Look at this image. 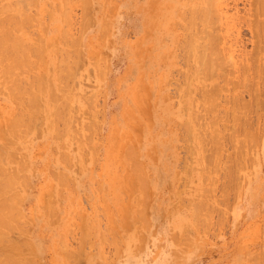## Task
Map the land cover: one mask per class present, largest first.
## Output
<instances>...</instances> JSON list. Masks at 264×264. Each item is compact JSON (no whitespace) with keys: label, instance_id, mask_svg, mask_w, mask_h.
<instances>
[{"label":"rangeland","instance_id":"374dc122","mask_svg":"<svg viewBox=\"0 0 264 264\" xmlns=\"http://www.w3.org/2000/svg\"><path fill=\"white\" fill-rule=\"evenodd\" d=\"M263 3L0 0V264H264Z\"/></svg>","mask_w":264,"mask_h":264},{"label":"bare ground","instance_id":"6f19581e","mask_svg":"<svg viewBox=\"0 0 264 264\" xmlns=\"http://www.w3.org/2000/svg\"><path fill=\"white\" fill-rule=\"evenodd\" d=\"M121 1V0H120ZM202 1V0H201ZM258 1V0H257ZM261 1V0H260ZM37 3V2H36ZM217 3V2H216ZM257 3V2H256ZM259 3V2H258ZM47 4V3H46ZM70 4H72V3H70ZM264 4V3H263ZM5 5V4H4ZM215 5V4H214ZM83 6V5H82ZM11 7V6H10ZM261 7H263L264 8V5H262ZM3 8V7H2ZM50 8V7H49ZM67 8V7H66ZM190 8V7H189ZM4 9V8H3ZM2 9V10H3ZM8 9V8H7ZM1 10V11H2ZM88 10V9H87ZM188 10V9H187ZM195 10V9H194ZM203 10H204V8H203ZM209 10V9H208ZM14 11V10H13ZM197 11V10H196ZM201 11V10H200ZM262 11V10H261ZM4 12V11H3ZM66 12V11H65ZM209 12V11H208ZM19 13V12H18ZM205 13V12H204ZM216 13H218V12H216ZM2 14V13H1ZM36 14V13H35ZM193 14V13H192ZM195 14V13H194ZM15 15V14H14ZM197 15V14H196ZM252 15V14H251ZM36 16V15H35ZM107 16V15H106ZM200 16H201V14H200ZM203 16V15H202ZM195 17H197V16H195ZM199 17V16H198ZM208 17V16H207ZM216 17V16H215ZM202 18V17H201ZM200 18V19H201ZM212 18V17H211ZM190 19V18H189ZM195 19V18H194ZM208 19V18H207ZM184 20V19H183ZM195 20H197V19H195ZM194 21V20H193ZM200 21V20H199ZM210 21V20H209ZM216 21V20H215ZM191 22V21H190ZM217 22V21H216ZM68 23V22H67ZM186 23V22H185ZM188 23V22H187ZM205 23H206V21H205ZM252 23V22H251ZM254 23V22H253ZM260 23V22H259ZM106 24V23H105ZM192 24V23H191ZM212 24V23H211ZM210 24V25H211ZM261 24H262V22H261ZM38 25V24H37ZM193 25V24H192ZM255 25V24H254ZM89 26V25H88ZM107 26V25H106ZM189 26V25H188ZM191 26V25H190ZM194 27V26H193ZM203 27H204V25H203ZM206 27V26H205ZM257 27H260V26H257ZM64 28V27H63ZM187 29V28H186ZM185 29V30H186ZM192 29V28H191ZM206 29V28H205ZM258 29V28H257ZM262 30V29H261ZM63 31V30H62ZM102 31V30H101ZM197 31V30H196ZM215 31V30H214ZM255 31V30H254ZM258 31V30H257ZM189 32V31H188ZM220 32V31H219ZM209 33V32H208ZM214 33V32H213ZM218 33V32H217ZM264 33V32H263ZM106 34V33H105ZM206 34V33H205ZM195 35V34H194ZM211 35V34H210ZM209 35V36H210ZM252 35H253V33H252ZM257 35V34H256ZM208 36V37H209ZM257 36H259V35H257ZM82 37V36H81ZM101 37V36H100ZM191 37V36H190ZM206 37V36H205ZM260 37H262V36H260ZM202 38H204V37H202ZM263 38V37H262ZM261 38V39H262ZM205 39V38H204ZM214 39V38H213ZM186 40V39H185ZM190 40V39H189ZM77 41V40H76ZM100 41V40H99ZM261 41V40H260ZM26 42V41H25ZM181 42V41H180ZM185 42V41H184ZM210 42V41H209ZM254 42V41H253ZM70 43V42H69ZM81 43V42H80ZM199 43V42H198ZM212 43V42H211ZM213 43H214V41H213ZM260 43V42H259ZM183 44V43H182ZM188 44V43H187ZM202 45H204V43L202 44ZM207 45H209V44H207ZM211 45V44H210ZM80 46V45H79ZM217 46V45H216ZM189 48H191V47H189ZM188 48V49H189ZM200 48V47H199ZM205 48V47H204ZM179 49V48H178ZM215 49V48H214ZM36 50V49H35ZM58 50H60V49H58ZM185 50V49H184ZM257 50V49H256ZM29 51V50H28ZM63 51V50H62ZM188 51V50H187ZM202 51V50H201ZM56 52V51H55ZM209 52V51H208ZM214 52V51H213ZM260 52V51H259ZM32 53V52H31ZM60 53V52H59ZM198 53V52H197ZM83 54V53H82ZM185 54H187V53H185ZM221 54V53H220ZM219 54V55H220ZM68 55V54H67ZM176 55V54H175ZM202 55V54H201ZM57 56V55H56ZM62 56V55H61ZM204 56V55H203ZM35 57V56H34ZM60 57V56H59ZM197 57V56H196ZM65 58H67V57H65ZM65 58H62V59H65ZM76 59H78V58H76ZM75 59V60H76ZM60 60V59H59ZM101 60V59H100ZM99 60V61H100ZM210 60V59H209ZM37 61V60H36ZM73 62H74V60H72ZM205 61V60H204ZM250 61V60H249ZM35 62V61H34ZM68 62V61H67ZM71 62V61H70ZM84 62V61H83ZM201 62H203V60L201 61ZM200 62V63H201ZM75 63H77V62H75ZM188 63V62H187ZM212 63V62H211ZM58 64V63H57ZM65 64V63H64ZM98 64V63H97ZM187 65V64H186ZM214 65V64H213ZM59 66V65H58ZM69 66H70V64H69ZM203 66H204V64H203ZM206 66V65H205ZM100 67V66H99ZM187 67V66H186ZM208 67V66H207ZM210 67H212V65L210 66ZM61 68V67H60ZM188 68H189V66H188ZM217 68H218V66H217ZM259 68V67H258ZM58 69V68H57ZM213 68H211V70H212ZM216 69V68H215ZM254 69V68H253ZM245 70V69H244ZM57 71V70H56ZM66 71V70H65ZM190 71V70H189ZM206 71V70H205ZM214 71V70H213ZM212 71V72H213ZM218 71V70H217ZM262 71V70H261ZM59 72V71H58ZM62 72V71H61ZM201 72V71H200ZM203 72V71H202ZM244 72V71H243ZM69 73V72H68ZM71 73V72H70ZM69 73V74H70ZM258 73V72H257ZM262 73V72H261ZM60 74V73H59ZM63 74V73H62ZM65 74V73H64ZM63 74V75H64ZM185 74V73H184ZM187 74V73H186ZM216 74V73H215ZM57 75V74H56ZM66 75V74H65ZM199 75V74H198ZM201 75V74H200ZM7 76H9V75H7L6 74V77ZM202 76V75H201ZM216 76V75H215ZM218 76V75H217ZM199 78H200V76H198ZM203 77V76H202ZM234 77V76H233ZM258 77V76H257ZM16 78V77H15ZM141 78V77H140ZM222 78V77H221ZM10 79H11V77H10ZM37 79V78H36ZM64 79V78H63ZM225 79H227V78H225ZM3 80V79H2ZM14 80V79H13ZM31 80V79H30ZM71 80V79H70ZM205 80V79H204ZM219 80V79H218ZM230 80V79H229ZM249 80H251V79H249ZM16 81V80H15ZM60 81V80H59ZM67 81V80H66ZM2 82V81H1ZM64 82H65V80H64ZM84 82V81H83ZM224 82H226V81H224ZM248 82V81H247ZM13 83V82H12ZM23 83H25V82H23ZM59 83H61V82H59ZM201 83V82H200ZM223 83V82H222ZM250 83V82H249ZM257 83V82H256ZM259 83V82H258ZM30 85V84H29ZM73 85V84H72ZM182 85V84H181ZM181 85H179V86H181ZM203 85V84H202ZM10 86H11V83H10ZM9 86V87H10ZM18 86V85H17ZM68 86V85H67ZM71 86V85H70ZM224 86V85H223ZM222 86V87H223ZM227 86V85H226ZM238 86V85H237ZM15 87V86H14ZM63 87V86H62ZM65 87V86H64ZM256 87V86H255ZM67 88V87H66ZM203 88V87H202ZM59 89V88H58ZM187 89V88H186ZM199 89V88H198ZM200 89H201V87H200ZM255 89V88H254ZM25 90H27V89H25ZM59 90H62L61 89V86H60V89ZM19 91V90H18ZM184 91V90H183ZM187 91V90H186ZM202 91V90H201ZM205 91V90H204ZM248 91V90H247ZM253 91V90H252ZM16 92V91H15ZM63 92V91H62ZM229 92V91H228ZM13 93V92H12ZM21 93V92H20ZM24 93V92H23ZM186 93V92H185ZM249 93V92H248ZM50 94V93H49ZM95 94V93H94ZM100 94V93H99ZM16 95V94H15ZM32 98V97H31ZM54 98V97H53ZM57 98V97H56ZM91 98V97H90ZM95 98H96V95H95ZM235 98V97H234ZM12 99V98H11ZM21 99V98H20ZM72 99V98H71ZM92 99V98H91ZM200 99V98H199ZM202 99V98H201ZM223 99H224V96H223ZM233 99V98H232ZM13 100V99H12ZM15 100V99H14ZM34 100V99H33ZM88 100V99H87ZM256 100V99H255ZM57 101V100H56ZM92 101V100H91ZM217 101V100H216ZM239 101V100H238ZM238 101H236V102H238ZM93 102V101H92ZM222 103V102H221ZM243 103V102H242ZM241 103V104H242ZM30 104V103H29ZM206 104V103H205ZM238 104V103H237ZM240 104V103H239ZM92 105V104H91ZM210 105V104H209ZM55 106V105H54ZM95 106V105H94ZM240 106V105H239ZM238 106V107H239ZM258 106V105H257ZM25 107V106H24ZM246 107V106H245ZM252 107V106H251ZM93 108V107H92ZM206 108V107H205ZM235 108V107H234ZM63 109V108H62ZM233 109V108H232ZM55 110V109H54ZM59 110V109H58ZM235 110V109H234ZM236 110H237V108H236ZM240 110V109H239ZM244 110V109H243ZM249 110V109H248ZM248 110H246L247 112H248ZM60 111V110H59ZM64 112V111H63ZM72 112V111H71ZM187 112V111H186ZM233 113V112H232ZM237 113V112H236ZM242 113V112H241ZM249 113V112H248ZM59 114V113H58ZM58 114H57V116H58ZM192 114V113H191ZM213 114V113H212ZM235 113H233V115H234ZM71 115V114H70ZM96 115V114H95ZM229 115V114H228ZM235 116V115H234ZM232 118V117H231ZM240 118V117H239ZM220 119V118H219ZM244 119V118H243ZM237 120V119H236ZM51 121V120H50ZM225 122V121H224ZM249 122V121H248ZM56 123V122H55ZM189 123V122H188ZM188 123H186V125L185 126H188L187 124ZM239 123H241V122H239ZM243 123H244V121H243ZM93 124V123H92ZM98 124V123H97ZM216 124V123H215ZM58 125V124H57ZM56 125V126H57ZM232 125V124H231ZM239 125V124H238ZM214 126V125H213ZM216 126V125H215ZM240 126V125H239ZM244 126V125H243ZM196 127V126H195ZM242 127V126H241ZM185 128H187V127H185ZM244 128V127H243ZM247 128V127H246ZM73 129V128H72ZM245 129V128H244ZM188 130V129H187ZM250 130V129H249ZM94 131H95V129H94ZM200 131V130H199ZM240 131V130H239ZM247 131V130H246ZM62 132V131H61ZM187 132V131H186ZM206 132V131H205ZM70 133V132H69ZM96 133V132H95ZM189 133V132H188ZM186 134V133H185ZM250 134V133H249ZM68 135V134H67ZM93 135V134H92ZM188 135V134H187ZM207 135V134H206ZM250 136H251V134H250ZM254 136V135H253ZM258 136V135H257ZM57 137V136H56ZM65 137V136H64ZM63 137V138H64ZM90 137V136H89ZM199 138V137H198ZM54 139V138H53ZM79 139V138H78ZM190 139V138H189ZM196 139V138H195ZM81 140V139H80ZM76 142V141H75ZM82 142V141H81ZM86 143V142H85ZM128 143V142H127ZM203 143V142H202ZM80 144V143H79ZM204 144V143H203ZM187 146V145H186ZM201 148V147H200ZM206 148V147H205ZM55 149V148H54ZM62 149V148H61ZM56 150V149H55ZM81 150V149H80ZM56 152V151H55ZM93 152V151H92ZM64 153V152H63ZM209 153V152H208ZM88 155V154H87ZM60 156V155H59ZM85 156V155H84ZM97 156H98V154H97ZM96 156V157H97ZM127 156V155H126ZM133 158V157H132ZM96 159H94V161H95ZM64 162V161H63ZM24 165V164H23ZM72 165V164H71ZM124 165V164H123ZM70 166V165H69ZM24 167V166H23ZM25 168V167H24ZM122 168V167H121ZM131 169V168H130ZM198 170V169H197ZM202 172V171H201ZM58 174V173H57ZM62 174V173H61ZM120 175V174H119ZM136 176V175H135ZM55 178V177H54ZM66 178V177H65ZM20 179H21V177H20ZM207 179V178H206ZM25 180V179H24ZM126 181V180H125ZM130 181V180H129ZM136 181V180H135ZM206 181V180H205ZM26 182V181H25ZM29 182V181H28ZM237 182V181H236ZM66 183H68V182H66ZM129 183V182H128ZM205 183V182H204ZM62 184V183H61ZM71 185V184H70ZM27 186V185H26ZM29 186V185H28ZM51 187V186H50ZM223 187V186H222ZM232 187V186H231ZM15 189V188H14ZM135 189V188H134ZM138 189V188H137ZM205 190V189H204ZM211 190V189H210ZM59 193V192H58ZM62 194V193H61ZM222 194V193H221ZM59 195V194H58ZM208 195V194H207ZM198 197V196H197ZM209 197V196H208ZM101 199V198H100ZM20 200V199H19ZM201 201H203V200H201ZM42 202V201H41ZM126 202V201H125ZM197 202V201H196ZM229 202V201H228ZM16 203V202H15ZM225 203V202H224ZM9 204V203H8ZM13 204V203H12ZM19 204V203H18ZM53 204V203H52ZM204 204V203H203ZM17 205V204H16ZM199 205V204H198ZM212 205V204H211ZM46 207V206H45ZM54 207V206H53ZM197 207H199V206H197ZM42 208V207H41ZM14 209H15V205H14ZM18 209V208H17ZM50 209V208H49ZM16 210V209H15ZM53 210H54V208H53ZM5 211V210H4ZM4 211H2V212H4ZM8 211V210H7ZM13 211V210H12ZM19 211V210H18ZM1 212V211H0ZM17 212V211H16ZM51 212H53V211H51ZM15 213V212H14ZM47 213H48V211H47ZM2 214V213H1ZM19 214V213H18ZM6 216H7V214H5ZM1 216V215H0ZM14 216V215H13ZM16 216V215H15ZM121 216H122V214H121ZM50 217V216H49ZM123 217V216H122ZM127 217V216H126ZM210 217V216H209ZM4 218V217H3ZM10 218V217H9ZM7 219H8V217H7ZM128 219V218H127ZM142 219V218H141ZM0 220H2V219H0ZM4 220H6V219H4ZM3 220V221H4ZM8 220H10V219H8ZM194 221V220H193ZM2 223V222H1ZM6 223H8V222H6ZM15 223V222H14ZM17 223V222H16ZM145 225V224H144ZM143 225V226H144ZM12 226V225H11ZM105 226V225H104ZM147 227V226H146ZM109 228V227H108ZM13 229V228H12ZM104 229V228H103ZM117 229V228H116ZM137 229H138V227H137ZM208 229V228H207ZM16 230V229H15ZM138 232V231H137ZM120 233V232H119ZM3 234V233H2ZM62 236V235H61ZM82 239V238H81ZM88 240V239H87ZM10 241V240H9ZM90 242V241H89ZM61 243V242H60ZM63 243V242H62ZM82 243V242H81ZM114 245V244H113ZM63 246V245H62ZM77 252V251H76ZM5 255V254H4ZM70 255V254H69ZM1 256H3V255H1ZM12 256V255H11ZM15 257V256H14ZM86 257V256H85ZM6 258V257H5ZM13 258V257H12ZM16 258V257H15ZM71 258V257H70ZM9 260V259H8ZM15 260H17V259H15ZM14 260V261H15ZM263 260V259H262ZM6 261V260H5ZM10 262H11V260H9ZM19 261V260H18ZM17 261V262H18ZM34 261V260H33ZM31 262V261H30ZM9 263V262H8ZM21 263V262H20ZM74 263V262H73Z\"/></svg>","mask_w":264,"mask_h":264}]
</instances>
